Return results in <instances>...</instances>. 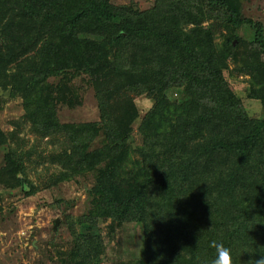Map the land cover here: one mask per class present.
I'll use <instances>...</instances> for the list:
<instances>
[{"label":"trees","instance_id":"trees-1","mask_svg":"<svg viewBox=\"0 0 264 264\" xmlns=\"http://www.w3.org/2000/svg\"><path fill=\"white\" fill-rule=\"evenodd\" d=\"M246 1L156 0L141 11L111 0H0V93L22 101L17 130L59 145L28 149L0 126V215L3 192L37 193L32 169L56 166L48 188L95 174L87 212L65 218L72 248L52 264H97L105 248L94 229L108 219L143 227V256L131 264H210L213 240L232 249L233 264L264 254V119L228 77H248L247 98L264 109V26L243 15ZM82 75L101 120L63 124L58 107L76 106ZM134 95L153 101L144 117Z\"/></svg>","mask_w":264,"mask_h":264},{"label":"rangeland","instance_id":"rangeland-1","mask_svg":"<svg viewBox=\"0 0 264 264\" xmlns=\"http://www.w3.org/2000/svg\"><path fill=\"white\" fill-rule=\"evenodd\" d=\"M111 1L117 6L133 5L136 10L145 11L153 7L156 0ZM243 15L253 21L261 22L264 26V0L246 1ZM210 25L218 38H221L222 27L216 23H210ZM239 34L243 37V31ZM228 77L232 89L241 98L248 112L252 116L264 119L262 106L247 98L248 77L237 74ZM55 81L52 80V82ZM72 86L74 93L77 94L74 99L76 106L59 105L58 120L63 124L99 122L101 111L95 86L91 84L90 78L82 75L73 81ZM175 98H178V95H175ZM133 100L141 117H144L153 107V101L145 95H134ZM23 115L22 101L19 98H12V93L9 97H4V94L0 93V126L6 133L19 128L17 125L22 123ZM139 121L133 126L135 148L142 143L138 131ZM19 133L21 139L26 141L28 149L33 145L41 144V150L52 152V149L56 150L59 147L55 141L53 144L48 141L39 143L37 138L29 133L28 126L20 128ZM4 153L5 149L0 148V169L4 164ZM57 170L56 166L48 165L37 170L32 169L30 179L38 185L35 195L25 196L18 191L3 192L1 199L3 213L0 215V264H52L53 255L57 250L68 251L72 248V236L65 224V218L70 216L76 223L77 219L87 212L90 205L88 192L94 185L95 174H87L72 181L63 182L58 187L48 188V180L57 173ZM29 190L31 191L30 188ZM22 191H25L23 186ZM56 220H60V224L55 230ZM77 230L84 231L80 226ZM143 232V227L137 223L129 222L112 226L110 219L101 221L95 227L94 233L101 236L105 253L97 264H131L142 258Z\"/></svg>","mask_w":264,"mask_h":264},{"label":"clouds","instance_id":"clouds-1","mask_svg":"<svg viewBox=\"0 0 264 264\" xmlns=\"http://www.w3.org/2000/svg\"><path fill=\"white\" fill-rule=\"evenodd\" d=\"M210 247L215 250L210 264H233L232 249L225 246L223 242L213 240L210 242ZM251 264H264V254L261 255L260 259L252 261Z\"/></svg>","mask_w":264,"mask_h":264},{"label":"water","instance_id":"water-1","mask_svg":"<svg viewBox=\"0 0 264 264\" xmlns=\"http://www.w3.org/2000/svg\"><path fill=\"white\" fill-rule=\"evenodd\" d=\"M3 94V92L1 93ZM11 95V90H9L8 92L5 93L6 97H9ZM23 189L25 191H29V187L27 186V184L25 183V180H23ZM60 224V220H56V224H55V230L58 228V225Z\"/></svg>","mask_w":264,"mask_h":264}]
</instances>
